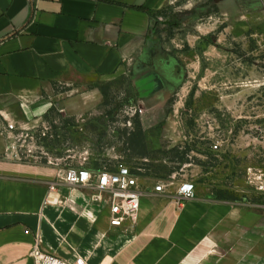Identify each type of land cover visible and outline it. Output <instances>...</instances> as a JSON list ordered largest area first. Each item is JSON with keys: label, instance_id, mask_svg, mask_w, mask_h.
<instances>
[{"label": "crops", "instance_id": "obj_1", "mask_svg": "<svg viewBox=\"0 0 264 264\" xmlns=\"http://www.w3.org/2000/svg\"><path fill=\"white\" fill-rule=\"evenodd\" d=\"M163 2L0 0V127L19 129L54 108L83 114L99 98L90 85L132 61L137 91L163 95L148 13ZM11 135L0 136V264H33L36 239L71 264H264V212L205 197L192 181L194 197L183 198L181 182L155 192L154 180L139 177L135 224L113 227L82 186L59 183L57 202L47 203L57 169L15 157Z\"/></svg>", "mask_w": 264, "mask_h": 264}, {"label": "rangeland", "instance_id": "obj_2", "mask_svg": "<svg viewBox=\"0 0 264 264\" xmlns=\"http://www.w3.org/2000/svg\"><path fill=\"white\" fill-rule=\"evenodd\" d=\"M149 12L150 36L172 57L169 89L137 91L126 60L90 85L99 98L83 114L54 108L28 124L16 141L21 160L123 164L138 178L192 181L205 197L264 212V0H164ZM136 121L144 140L132 147Z\"/></svg>", "mask_w": 264, "mask_h": 264}, {"label": "built area", "instance_id": "obj_3", "mask_svg": "<svg viewBox=\"0 0 264 264\" xmlns=\"http://www.w3.org/2000/svg\"><path fill=\"white\" fill-rule=\"evenodd\" d=\"M29 1L35 7L38 0ZM26 127L27 125L22 124L17 129L15 123L6 120L5 124L0 127V136L12 134L15 157L20 160L21 157L16 146V141L25 135L26 137L29 136L24 132L27 131ZM43 129H46L45 125H43ZM41 133L45 136L44 130H41ZM30 138L33 139V137ZM56 181L54 185L49 186L47 203L57 202V199L52 198L51 194L59 190V186L57 185L59 183L82 186L91 191V202L108 208L111 226L120 227L125 223L135 224L140 208V200L145 191L139 186L138 177L127 166L119 164L115 169H109L106 166L93 169L86 167L83 162L76 166H59L57 168ZM172 184L173 182L171 181L166 183L158 182L154 186V191L164 192ZM175 192L180 197L193 198L195 187L192 182L181 181ZM24 233L28 234L29 230H25ZM39 244V240L36 239L30 251L33 264H71L54 254L44 252Z\"/></svg>", "mask_w": 264, "mask_h": 264}, {"label": "flooded vegetation", "instance_id": "obj_4", "mask_svg": "<svg viewBox=\"0 0 264 264\" xmlns=\"http://www.w3.org/2000/svg\"><path fill=\"white\" fill-rule=\"evenodd\" d=\"M151 58L153 69L163 80L165 87L169 89L168 86H171L170 79L173 76L170 72L173 65L171 55L158 43L151 51Z\"/></svg>", "mask_w": 264, "mask_h": 264}, {"label": "trees", "instance_id": "obj_5", "mask_svg": "<svg viewBox=\"0 0 264 264\" xmlns=\"http://www.w3.org/2000/svg\"><path fill=\"white\" fill-rule=\"evenodd\" d=\"M148 13L150 15L149 11H148ZM129 140H130V143H131L132 147H136L138 145H142L143 144L144 134H143V131L141 129L139 121H136V130L129 134ZM139 155L144 156V157L147 156L144 152L140 153Z\"/></svg>", "mask_w": 264, "mask_h": 264}]
</instances>
